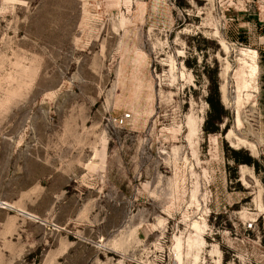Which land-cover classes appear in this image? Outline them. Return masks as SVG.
I'll use <instances>...</instances> for the list:
<instances>
[{"label":"rangeland","instance_id":"rangeland-1","mask_svg":"<svg viewBox=\"0 0 264 264\" xmlns=\"http://www.w3.org/2000/svg\"><path fill=\"white\" fill-rule=\"evenodd\" d=\"M256 1L0 0V264H264Z\"/></svg>","mask_w":264,"mask_h":264},{"label":"crops","instance_id":"crops-1","mask_svg":"<svg viewBox=\"0 0 264 264\" xmlns=\"http://www.w3.org/2000/svg\"><path fill=\"white\" fill-rule=\"evenodd\" d=\"M257 3V13L255 14V16L257 17L256 20L259 21L260 24H264V21H263V13H264V0H257L256 1Z\"/></svg>","mask_w":264,"mask_h":264},{"label":"trees","instance_id":"trees-1","mask_svg":"<svg viewBox=\"0 0 264 264\" xmlns=\"http://www.w3.org/2000/svg\"><path fill=\"white\" fill-rule=\"evenodd\" d=\"M256 21H257V22H256V25H259V24H260L259 21H258V20H256ZM215 90H216V92H217V88H216ZM209 104H210L211 106H213L211 100H209ZM213 107H214V106H213ZM206 123H207V122H206ZM243 162L250 164L251 160H250V159H246V160H244Z\"/></svg>","mask_w":264,"mask_h":264},{"label":"built area","instance_id":"built-area-1","mask_svg":"<svg viewBox=\"0 0 264 264\" xmlns=\"http://www.w3.org/2000/svg\"><path fill=\"white\" fill-rule=\"evenodd\" d=\"M126 118H128V117H126ZM125 121H126V119L121 118V119L119 120V123H120V124H124Z\"/></svg>","mask_w":264,"mask_h":264},{"label":"bare ground","instance_id":"bare-ground-1","mask_svg":"<svg viewBox=\"0 0 264 264\" xmlns=\"http://www.w3.org/2000/svg\"><path fill=\"white\" fill-rule=\"evenodd\" d=\"M251 150V149H250ZM253 150V149H252ZM5 205V204H4ZM174 250H177V247L176 248H174Z\"/></svg>","mask_w":264,"mask_h":264}]
</instances>
